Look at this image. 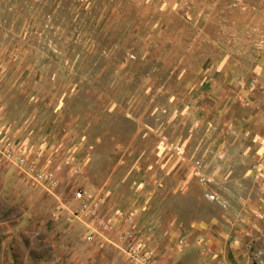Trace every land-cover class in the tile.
<instances>
[{
  "label": "rangeland",
  "instance_id": "374dc122",
  "mask_svg": "<svg viewBox=\"0 0 264 264\" xmlns=\"http://www.w3.org/2000/svg\"><path fill=\"white\" fill-rule=\"evenodd\" d=\"M0 264H264V0H0Z\"/></svg>",
  "mask_w": 264,
  "mask_h": 264
}]
</instances>
